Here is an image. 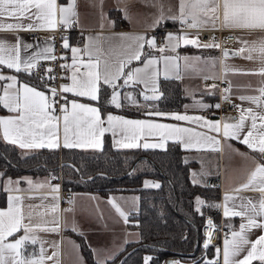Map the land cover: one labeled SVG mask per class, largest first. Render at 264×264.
I'll return each mask as SVG.
<instances>
[{
  "label": "snow or ice",
  "instance_id": "1",
  "mask_svg": "<svg viewBox=\"0 0 264 264\" xmlns=\"http://www.w3.org/2000/svg\"><path fill=\"white\" fill-rule=\"evenodd\" d=\"M102 3V0H101ZM160 15L153 22L151 27L157 26L162 20L171 19L178 20L182 25L187 28H204L210 26L211 29L217 30L221 25L217 22L221 19V0H179V11L176 15H165L163 6H160ZM222 26L226 29H240L264 32V0H222ZM34 10V11H33ZM124 18L130 19L127 10L124 9ZM57 13H59V21L57 20ZM12 18L16 22L5 23L4 18ZM24 19L30 22L23 23ZM79 13L77 11V0H69L66 5H58L57 0H0V31H36L40 29L55 30L58 24H62L65 28H71L73 23H78ZM114 23V22H112ZM121 38L132 40V44L127 45L130 54L123 60H120L112 70V65L107 60L101 64V50L97 46L92 45V37H89V44L84 46L83 52L88 57L87 61L80 58L79 54L81 49L79 47H72V63L62 65L63 68H71L72 73L70 76L71 83L62 86L63 93H74L77 97H88L92 101H98V93L100 91L101 82L104 85H110L113 89L110 104L116 108H120L119 102L120 93L115 91L117 88V81L124 77L123 85L137 82L142 83L147 88L149 81L153 87L151 91L153 95H145V100H156L159 97L155 95L158 91L156 81L159 76V69L156 67L158 59L149 57L143 53L145 44L155 48V37L147 38L145 35H133L130 33L117 34ZM63 47L69 48L67 37H62ZM227 39V38H226ZM16 42L10 44L5 39H0V65H6L8 69H15L16 72H31L38 65L40 60H55L57 57L53 55L52 43L54 38H47V46L41 48L39 51L32 55L21 57V49H31L33 44H25L22 37L16 36ZM238 42L242 44L238 50L231 52L234 56H241L245 52L248 55L246 59H253L252 52H258L261 58H264V37L258 42H249L237 37ZM192 45L197 48H220V44L216 42V37L210 38L208 43L201 44L199 38L190 39L188 33L174 34L168 33L166 36V43L163 47L159 48L160 52H164L165 48H171L173 51L179 48L181 44ZM135 45V48H133ZM230 54L229 49L225 48L223 55L225 59ZM142 55L145 58L143 67L131 68L125 72V68L132 64L133 61H140ZM200 57H183L185 62V69L192 68L195 70L194 65L189 64L190 60L199 61ZM180 57L177 56H164V77L169 78V74H175L176 79H182L179 73L180 65L178 61ZM215 62V61H213ZM84 68L83 72L80 68ZM51 72L52 69H46ZM229 71H239L228 68L225 66V75ZM247 74L259 75L262 77L260 86L255 89L257 95H242L239 97L241 101H249L256 108L248 107L243 109L240 105H233L240 108L239 118L235 123L225 122L223 124V136L225 138H234L239 140L243 145L247 146L253 152L259 153L264 157V66L258 70H249ZM53 77H49L52 79ZM208 77H205L207 79ZM43 79V77L41 78ZM0 81H10L0 86V104L10 113L7 116H0V131H2V138L14 145H18L21 149H58L61 147L59 141L60 122H63V147L65 148H92L102 149V137L105 133H111L114 138V146L117 148H163L169 139L183 141L184 147H203L205 145L215 146L214 150L219 151L220 141L214 136L207 135L204 132H197L192 128L179 127L172 124L154 123L148 120H132L126 119L123 116L107 114L106 119L102 118L100 109L90 104L79 103L76 100L70 102L67 97H64V104L60 107L62 115H56L55 105L58 103L54 97L57 95L55 88L50 89L51 97L47 96L44 91H38L36 87H30L28 84H23L18 87V78L15 75L5 76L0 74ZM224 92V98L229 99L231 92V82H228ZM121 85V87L123 86ZM46 87V86H45ZM213 89L216 85L212 86ZM191 94V93H190ZM131 97V93L127 94ZM133 103L135 100L133 99ZM196 105L200 108H219L220 105H209L201 101H197ZM188 106L186 105L185 108ZM256 109H260L257 111ZM148 115L154 116H171L177 121H191L215 132L217 135L221 133L220 121L208 120L203 116H189L181 115L179 113H165L153 112ZM234 119L232 117L227 118ZM250 121V127L245 133L246 122ZM258 121L260 122L258 124ZM105 124L107 125L105 127ZM70 131L72 138H70ZM122 134L121 139H115L117 132ZM147 131L149 135L158 133L161 138V143H138V139ZM255 133V134H254ZM238 151V150H237ZM240 155H247L246 153H239ZM187 162V161H186ZM3 174L0 173V176ZM193 184L199 183L197 173L192 174ZM203 175V173H201ZM55 178V177H51ZM27 180L30 188L44 187V183L33 184L30 178ZM19 180L13 181L8 179V191L20 192L18 185ZM51 187L53 193H58L60 186L48 185ZM144 186L151 188H159L161 185L155 181L144 182ZM253 189L261 193V197L255 203L252 198L239 197L241 203L237 205L235 201L237 196L232 194H225L224 196V216L225 217H240L242 222L239 225V230H233L230 238L224 240L223 249V264H253V261H258L259 264H264V163H257L255 169L247 178V182L242 183L235 191L239 193L242 190ZM33 197H28L32 199ZM43 199H47L44 197ZM54 203L51 206L53 213H59L60 197L54 195L52 197ZM95 199V198H93ZM133 200L138 199L133 197ZM25 197L21 195H10L8 197L7 208L0 209V264H45L46 260H51L58 256V251L54 252L51 257L45 256L44 242L39 239L35 232L37 229H42L49 232L60 231V217L57 215L51 222L53 226H42L40 224L32 223V205L25 206ZM231 202V207L229 203ZM70 205L75 204L74 199H69ZM109 203L113 206L115 211L123 219L125 224L129 223V213L124 211L120 204L117 203L116 198H111ZM200 197L195 198L196 210L199 212L200 206L203 205ZM219 208L220 205H214ZM27 207V211H26ZM237 208L239 210H237ZM65 212H73L72 207L63 210ZM27 221V222H26ZM72 227L73 231H78V225L75 220L71 225L65 223V227ZM208 227L214 228L215 225L211 220L208 221ZM231 227V226H229ZM258 229L261 231L255 240L250 239L252 230ZM23 230V235L15 238V234ZM84 235L83 232H80ZM139 236V234H136ZM13 237L11 241L9 238ZM212 234H208V240L204 247L207 248L211 243ZM129 241L125 240V243ZM26 243L36 245L40 244L39 256L27 257L24 255V248ZM58 249V245H56ZM76 247H79L77 245ZM89 247H91L89 245ZM121 251L123 248L121 247ZM96 253L95 264H108L109 260H115L116 253L105 256L103 259L99 257V251L93 249ZM243 255L242 258L241 254ZM220 249L217 248V259L208 260L207 264H218ZM153 257H144L145 264H149ZM57 264L59 262L57 261ZM82 264V258H81ZM123 264V262H121ZM170 264H179L177 261H172Z\"/></svg>",
  "mask_w": 264,
  "mask_h": 264
},
{
  "label": "crops",
  "instance_id": "2",
  "mask_svg": "<svg viewBox=\"0 0 264 264\" xmlns=\"http://www.w3.org/2000/svg\"><path fill=\"white\" fill-rule=\"evenodd\" d=\"M68 2L69 0H57L58 5H66ZM160 6H163V12L165 15H176L179 11V0H102V3L101 0H77V11L79 13L77 28L81 29L79 32L81 43L77 44L73 41V36L75 33L72 31L70 40L68 41L70 58L67 61V64L70 65L72 63V47H79L82 50L79 54L80 58L84 61H87L88 57L83 52V49L86 44H89L88 38L92 37V45L99 47L102 53L101 64L103 65V61L107 60L108 63L113 66L112 70L115 71V67L118 62L130 54V50L127 48V45L133 43L132 40L121 38L117 34L130 33L133 35H145L149 39L157 35H161L163 42L160 45H156L155 48L145 44L143 53L147 54L149 57H155L158 59V64L156 67L159 69L160 74L156 81L157 88L159 80L166 79L163 74V57L177 55L180 57L178 63L180 65L179 73L182 76V79L178 80L181 82L183 93L188 99L184 103L183 108L170 110H158L154 108L152 105L156 100L144 99L145 95L151 96L154 94L151 91L153 87L152 83L149 81L147 88L144 84L139 82L135 84L130 83L128 85H123L124 77H121V79L116 82L117 88L115 89V91L120 93L119 102L121 107L122 105H126L127 107H132L134 109H145L142 114L126 113L110 104L109 101L111 99L113 89L110 85H104L102 82L100 87L102 85L108 87L107 92L104 93L106 103L105 105H100L99 99L98 101H92L88 97H77L74 93H65L67 100L69 101V108L71 107L70 102L72 100H76L79 103L90 104L94 107H98L100 109L102 118L105 119L107 114L111 113L113 115L123 116L126 119L148 120L154 123H164L177 125L179 127H188L194 129L197 132H204L207 135H211L219 139V151L214 150L215 146L213 145H205L203 147L197 146L186 149L184 147L183 141H177L175 139H169L163 148L149 149H164L169 142H175L180 146V148L184 150V160L191 163L189 168L190 181L192 182L191 174L195 172L197 173V179L199 180V183L197 184L202 186H214L217 188L218 204L220 205L219 217L227 219L228 225L226 227L224 225L223 226L228 230V235L226 238H230V234L233 230H239V225L242 222V219L240 217L224 216V196L226 193L237 196L238 198L235 201L237 205L241 203L239 197L252 198L254 203L258 201L261 197V193L257 190L247 189L242 190L239 193H237L235 190L242 183L247 182L248 176L255 169L257 163H264V157H262L259 153L248 149V147L243 145L239 140L234 138H225L222 134L223 124L225 122L235 123L237 121L240 115V108L234 107V112L226 113L218 118L214 115H205L203 113L204 110L213 112L215 107L206 109L200 108L196 105V102L201 101L209 105L216 104L217 91L216 88L213 89L212 86L215 85L213 82L215 81L218 73H220L225 83V88L228 87V83L226 81L231 82L232 88L229 97L233 100L234 105H240V107L243 109L248 107H253L255 109V105H252L249 101H241L239 97L242 95L258 94L255 89L260 86L262 77L247 73H249V70H258L261 66H264V58H261L260 54L254 51L252 52L253 59L251 60L245 58L248 55L247 52L241 56L230 55L227 59H225V57L222 55L218 56L216 48H197L192 45H183V43L179 48L175 49V51H173L171 48H165L164 52H160L159 48L165 45L166 36L170 32L174 34L188 33L190 39L196 38L193 28H187L178 20H162L157 26L151 27L153 22L160 15ZM124 9L127 10L130 19L124 18ZM222 12L223 8L221 0V19L217 22L221 26ZM57 20L59 21V13H57ZM4 22L14 23L16 21L12 18L6 17L4 18ZM29 22L30 21L28 19L23 20L24 24ZM60 25L63 26L62 24ZM204 28L211 27L206 26ZM224 29L229 30L226 28ZM17 35L22 37L25 44L34 45L33 48L27 50H24L22 47V58L32 55L41 48L46 47L47 38H52L49 35L31 36L30 31L23 30L18 32L0 31V39H5L10 44L16 42L15 38ZM237 37H241L250 43L253 41L258 42L262 37H264V32H249L247 30L235 29V39L232 44H230V47L234 48L235 50H238L240 47H242V44L238 42ZM200 43L204 44L201 41ZM133 48H135V45H133ZM185 56L201 58L199 61L190 60L188 62L189 64L194 65L195 70L192 68L185 69V62L183 60V57ZM144 62L145 58L143 56L141 57L140 61H133L132 64L128 65L127 68H125V72L131 68L143 67ZM226 65L230 69L239 71H229L226 76ZM84 70V68H80L81 72ZM71 73L72 69L67 68V74L62 86L71 83ZM0 74L5 76L15 75L18 78V87H22V85L26 83L30 87H36L38 91H44L47 95L46 90L36 83L30 72H16L15 69H8L6 65H0ZM205 77H208L207 79L211 80V82H207ZM167 79H176L175 74L170 73L169 78ZM9 82L10 81H0V86ZM121 85L123 86L121 87ZM128 93H131V97L127 96ZM0 94H2V92H0ZM155 95L159 96V92L157 91ZM98 96L100 98V91ZM133 99L135 100V103H133ZM186 105L188 106L187 108H185ZM0 106L3 109V112L0 113V116H7L10 114L8 110L2 106V104H0ZM256 110L260 111V109ZM157 111L165 113H179L181 115L186 114L189 116H203L212 121L219 120L221 125V133L217 135L215 132L205 129L196 123L191 121H177L171 116L161 117L148 115V113ZM55 114L62 115L61 112H55ZM229 117L234 119H227ZM259 123L260 122L258 121V124ZM106 126L107 125L105 124V127ZM249 127L250 121L246 122V127L244 129L245 133L248 131ZM109 135L110 141L114 146V138L111 133H109ZM0 136L2 138V131H0ZM70 138H72L71 131ZM121 138L122 134L118 131L115 139L118 140ZM59 141L61 143V147H63L62 120L60 122ZM137 142L141 144L145 142L161 143V138L158 133L149 135L147 131H145V133L140 136ZM16 146L19 147L18 145ZM140 149L145 148L140 147ZM239 153H246L247 155H240ZM201 173H203V175H201ZM9 178H11L13 181L19 180L20 183L18 185H13V187H19L22 191L9 192L7 184ZM24 178H30L34 185L44 183L45 181H47V183H45L44 187L30 188L27 180ZM146 180L159 183V180L145 176L142 179V186H144V182ZM48 185L54 186L57 185V183L50 182V175L47 173H21L17 175L0 176V209L7 208L8 197L10 195H21L25 197V206H33L31 209L33 224L51 227L53 226L51 222L57 215H59V232H49L42 229H37L35 232V235H37L39 239L44 242L43 246L45 249V256L51 257L54 252L58 251V256L51 260H46L45 264H57V261L59 264H81V258L82 264H88L80 250L78 236L84 240L88 247L89 245L91 246L89 248L92 252L94 260H96L97 257L93 249L98 250L99 257L103 259L107 255H111L112 253L117 254L120 252L121 247L124 248L126 244L125 240L129 242H136L139 240V236L136 235L139 234L138 230L134 227L137 221L129 217V223L125 224L123 219L109 203L111 198H116L117 203L120 204L121 208L128 212L130 216V214L136 209L133 207V202L128 204L126 200H133V197L138 198V194L136 192L116 189L108 191L106 194H102L99 191L73 189L72 196L68 198V200H75V204L69 206V208L72 207L74 211L65 212L62 210L59 213H53L51 211V206L54 203H57V201H54L52 197L54 195H58L59 197L61 196L59 193H53L51 187ZM28 197L33 198L28 199ZM44 197H47V199H43ZM229 206L231 207V202L229 203ZM27 210L28 209L26 207V211ZM237 210L239 209L237 208ZM73 220H75L76 224L78 225V231H73L71 226L65 227V223L71 225ZM234 221L237 222L236 226L233 224ZM80 232H83L84 235H81ZM23 234V230H21L20 233L15 234V238H18ZM259 235H261V231L254 229L250 233V239L255 240ZM226 238H224V240ZM12 239L13 237H10L9 241ZM224 240L221 245V257L218 264H223ZM56 245L59 246L58 249ZM77 245H79V247H76ZM23 252L27 257H31L33 255L39 256L40 244L37 243L36 245H33L31 243H26ZM214 252L215 250H213V257H209L213 260L217 258V255H215ZM244 254L246 253H242L241 257L239 258H242Z\"/></svg>",
  "mask_w": 264,
  "mask_h": 264
},
{
  "label": "trees",
  "instance_id": "3",
  "mask_svg": "<svg viewBox=\"0 0 264 264\" xmlns=\"http://www.w3.org/2000/svg\"><path fill=\"white\" fill-rule=\"evenodd\" d=\"M107 90V86L100 87L99 103L102 106L106 104L104 93ZM158 92L159 98L152 105L158 110L181 109L188 100L178 79H160ZM119 109L132 114L145 111L126 105ZM183 154L184 150L175 142H169L164 149L117 148L112 145L109 133L102 137V149L24 150L0 136V170L3 175L24 172L51 175L60 171L62 184L72 190L106 194L120 189L138 194V207L129 217L137 221L134 227L138 230L139 240L126 243L115 260H109L108 264H117L120 256L135 245L137 247L126 256L123 264H145V255L153 257L149 264H162L169 256L191 261L190 264H207L200 257L204 251L200 246V229L206 216H212L219 224V208L214 206L218 204V191L214 186L190 181L191 163L184 160ZM145 176L159 180L161 186H142ZM197 196L205 201L199 212L195 204ZM227 222L222 218L225 227ZM236 223L234 221V226ZM78 240L86 262L95 264L88 245L80 236ZM205 253L213 257V247L208 246ZM253 264L259 262L253 261Z\"/></svg>",
  "mask_w": 264,
  "mask_h": 264
},
{
  "label": "built area",
  "instance_id": "4",
  "mask_svg": "<svg viewBox=\"0 0 264 264\" xmlns=\"http://www.w3.org/2000/svg\"><path fill=\"white\" fill-rule=\"evenodd\" d=\"M72 31L75 33L73 36L74 37L73 41L77 44H80L81 37L79 35V32L81 31V29L77 28V23H73V26L71 28H65L61 26L60 24H58L55 30L44 29V30L30 31L31 36L49 35L52 38H54L52 54L55 55L57 59L40 60L38 62L37 67L33 69L30 72V74L34 78L36 83L46 90L47 96L49 97L52 96L50 89L55 88L57 90V95L54 97V99L58 101V103L55 105L56 113H60V107L61 105L64 104L65 102L64 97H66V94L62 92V84L67 74V68H63L62 65L67 64V61L70 58L69 49H65L62 46L63 45L62 37H67L69 41ZM193 31L195 32L196 38L198 37L199 41L203 43H208L210 41V38L215 36L216 42L220 44V48H216L218 56H221L222 48L230 47V44H232V42L235 39V29L225 30L223 26H220L217 30H213L211 28H200V29L193 28ZM155 39H156V45H160L163 42V38L161 35L155 36ZM49 68L52 69L51 72L46 71V69H49ZM42 77L43 79H41ZM49 77H53V78L49 79ZM206 81L211 82V80L209 79H206ZM213 83L216 85V91H217L216 92V104H219L220 107L219 108L215 107V110L213 112L204 110L203 113L205 115H214L220 118L226 113L234 112L233 100L230 97L229 99L224 98L223 90L225 89V83L220 73H218ZM51 177H55V178L53 179ZM50 182L57 183L60 186V189L58 192L61 196L59 200L60 210L62 211V210L68 209L70 206V204L68 203V198L72 196V188L70 186H64L62 184L60 171L50 176ZM207 217L208 216L204 218V222ZM210 217H211V221L215 225V232H214V236L212 237L211 243L208 246L213 247V250H215L214 252L215 255H217V248L220 249V254H219V259H218V263H219L220 257H221V245H222L224 238H226L228 235V230L223 226L222 218H220L219 224H216L212 216ZM200 232H201V229H200ZM202 236L203 234L201 232V240H202ZM201 240H200V245L202 244ZM202 248L204 250L203 255H205L206 248L203 246Z\"/></svg>",
  "mask_w": 264,
  "mask_h": 264
},
{
  "label": "bare ground",
  "instance_id": "5",
  "mask_svg": "<svg viewBox=\"0 0 264 264\" xmlns=\"http://www.w3.org/2000/svg\"><path fill=\"white\" fill-rule=\"evenodd\" d=\"M211 220V217H207L206 220H205V223L203 225V227L201 228L202 229V246L204 247L206 241L208 240V234L211 233L212 234V237L214 236V232H215V227L214 228H209L208 227V221ZM212 240V238H211ZM210 244V243H209ZM205 260L208 261V260H213L212 258H209V257H205ZM179 262V264H188L186 261H183V260H179L177 261Z\"/></svg>",
  "mask_w": 264,
  "mask_h": 264
},
{
  "label": "water",
  "instance_id": "6",
  "mask_svg": "<svg viewBox=\"0 0 264 264\" xmlns=\"http://www.w3.org/2000/svg\"><path fill=\"white\" fill-rule=\"evenodd\" d=\"M225 48L229 49V51H230L229 56L232 55L231 52H232L233 50H235L234 48H231V47H223L222 50H221V55H222V56H224V55H223V51H224ZM197 242H198V240H197ZM136 247H137V245L132 246L131 248L127 249V250H126V251L120 256V258H119L117 264H121V262H123V260L126 258V256H127V255H128V254H129L134 248H136ZM179 260H180V259H178V258H174V257L169 256V257H167V258L164 260V262H163L162 264H170V262H172V261H179Z\"/></svg>",
  "mask_w": 264,
  "mask_h": 264
},
{
  "label": "rangeland",
  "instance_id": "7",
  "mask_svg": "<svg viewBox=\"0 0 264 264\" xmlns=\"http://www.w3.org/2000/svg\"><path fill=\"white\" fill-rule=\"evenodd\" d=\"M1 173H2V172H1ZM24 173H28V172H24ZM55 173H56V171H55L54 173H52V174H55ZM20 174H21V173H20ZM52 174H51V175H52ZM51 175H50V176H51ZM126 201H127L128 204H131V203L133 202V205H134L133 207H135V209H137V207H138V200H126ZM208 217H209V216H208ZM200 233H201V232H200ZM200 246L202 247V245H200ZM146 256H148V255H145V257H146ZM200 257H201V259H203V261H206V260H205V257H208V256H206V254L203 255V252H202L201 255H200ZM200 257H198V258H200ZM174 258H177V257H174ZM198 258H197V259H198ZM178 259H179V258H178ZM197 259H196V260H197ZM186 262H188L189 264L192 263L191 261H186ZM206 262H207V261H206Z\"/></svg>",
  "mask_w": 264,
  "mask_h": 264
}]
</instances>
